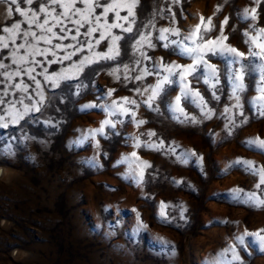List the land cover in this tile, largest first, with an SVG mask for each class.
I'll use <instances>...</instances> for the list:
<instances>
[{
    "label": "rangeland",
    "instance_id": "374dc122",
    "mask_svg": "<svg viewBox=\"0 0 264 264\" xmlns=\"http://www.w3.org/2000/svg\"><path fill=\"white\" fill-rule=\"evenodd\" d=\"M142 5L143 14H138V24L146 23L154 13H158L155 16L156 28L179 27L182 34L194 28L202 15L205 21L213 17L216 31L211 35L214 37L219 34L220 22L228 16L229 23L225 27L228 43L246 53L251 46L244 43L246 37L242 33L247 30L248 23L238 18V11L254 6L253 0H227V3L225 0H181L179 5L173 4L172 0H142ZM217 5L222 6L219 12H216ZM8 7L13 8L11 16L7 14ZM36 7V4H21L25 11ZM54 7L57 12L62 11L58 6ZM77 7L83 5L77 4ZM169 8L175 13V25H172ZM258 11V26L264 27V2ZM96 12L99 14L102 9L98 8ZM125 14L121 12V15ZM112 18L110 13L109 22ZM43 19L41 14L40 20ZM15 23H20L22 29L28 28L25 18L15 12L14 5L0 3V29ZM65 24L73 28L71 23L65 21ZM32 30L39 33L35 25H32ZM53 31L60 33L59 27ZM80 31L84 32L85 28ZM113 31L125 37L128 35L118 29ZM145 31H151L153 38L157 35L155 29ZM74 34L73 30L68 35ZM0 35L7 36L2 31ZM95 35L98 37L99 33ZM6 42L9 48L0 49V59L11 65L10 54L15 45L8 40ZM23 42L18 36L16 45ZM53 43L75 42L53 39ZM156 43L154 49H143L152 59L142 60L139 66L134 63L139 55L133 56L131 47L127 48V54L122 57L123 63L130 67L127 80L120 61L89 65L79 79L62 81L59 88L46 83L43 75L36 76L52 105L42 113H30L18 125L0 129V169L4 170L0 172V264H217V261L226 264L231 260V253L224 257L220 254L235 243L237 235L245 229L253 232L264 229V208L238 202L231 191L239 188L244 192H256L264 198V185L256 187L259 183L257 175L241 165L230 167L237 159L264 166V153L247 146L250 139H264V117L259 116L247 102L258 93L250 88L242 96L248 123L241 124L243 117L235 115V126H230V133L226 127L229 121L222 115L223 109L234 103L226 81L221 85L220 100L209 103L216 113L211 119L203 118L194 107H187V111L197 116L199 122L195 124L173 119L163 104L160 105V113L154 112L142 103L148 93L141 95L135 89L155 84L157 77L148 75L139 81L134 77L140 75L144 68L151 69L160 57L165 62L192 63L191 59L161 47L162 42ZM105 45L106 42L102 43L96 50L105 51ZM40 47L48 45L41 42ZM23 52L20 50V54ZM57 55L63 56L64 53L57 51ZM86 55H90L87 50L77 53L72 61L44 66L49 73L71 69L73 62ZM35 59L44 61L45 57L37 56ZM47 59L53 57L49 55ZM211 63L223 67L215 57ZM118 65L119 80L109 75ZM36 72H42V68L37 67ZM22 79L32 84L27 76ZM254 79L259 80V73ZM79 83L86 87L77 95L76 85ZM193 84L206 98L210 97L206 86L195 81ZM4 86L0 83V91ZM109 89H115L110 98L107 96ZM30 94L33 100L39 99L32 89ZM177 94L178 90L172 91L171 97ZM120 97L137 100L139 108L126 106L133 107L136 118L147 123L137 127L130 116L118 114L108 117L106 111L99 107H85L88 104H111V100ZM7 99L15 97L10 95ZM25 103L29 101L25 100ZM17 107L23 110L22 106ZM49 119L54 124L58 123V127L46 124ZM105 119L123 123H118L114 130L106 129V137L98 135L95 138L100 142L99 150L95 140L74 143L87 130L98 128ZM149 131H154L156 136L149 137ZM113 132L119 135H113ZM136 137H140L142 142L163 140L164 147L159 151L143 146L136 148ZM184 150L203 156V165L197 163L195 157L188 163L181 162ZM133 151L141 161L152 165L146 169L148 182L143 185H137L130 178L129 162L120 163L124 157H131ZM93 157H98L102 167L86 163ZM174 180L182 183H173ZM161 201L171 205L167 209V220L160 216ZM180 206L187 209L183 219ZM133 209L140 213L143 223L148 226L139 233ZM160 238L170 242L169 248L174 250V254L161 246ZM248 251L251 255L240 251L243 264H264V254L254 247Z\"/></svg>",
    "mask_w": 264,
    "mask_h": 264
},
{
    "label": "snow or ice",
    "instance_id": "6c2138e0",
    "mask_svg": "<svg viewBox=\"0 0 264 264\" xmlns=\"http://www.w3.org/2000/svg\"><path fill=\"white\" fill-rule=\"evenodd\" d=\"M180 2L181 0H172V3L176 5H179ZM262 2L264 0H253L254 6L245 7L238 11V18L248 23L247 30L242 33L246 37L244 43L251 45L246 53L228 43L229 36L225 34V27L229 23L228 16H225L224 20L220 22L219 34L213 37L211 33L216 31L213 17H208L207 21H205L202 15L199 18L200 22L189 30L187 34H182L181 29L174 26L156 28L155 16L158 13H154L152 18L146 23L141 22L138 24V14H143L142 0H0V3L14 5L15 12L24 17L25 22L28 24L27 29H22L20 23L0 29V31L7 34V36L0 35V49L9 48V43L6 40L15 45V49L10 54L11 65L5 64L0 59V78H2L0 83L5 84L3 90L0 91V129L6 130L10 126L18 125L30 113H42L47 107L52 105V100L45 94L41 81L36 78L37 75H43L46 83L53 88H59L62 81L79 79L80 74L89 65L100 63L101 61H120L123 63L122 57L127 54L126 50L128 47L133 50V56L139 55V58L134 61L135 65L139 66L142 60L152 59L143 49L145 47L156 48V42H162L160 44L161 47L170 49L172 54L191 59L192 63L165 62L164 58L160 57L159 60L154 61L151 69H142L140 75L134 77L135 80H142L148 75L157 77L155 84H149L143 89H135L141 95L148 93L146 99L142 101L147 108L160 113V105L163 104L166 110L171 113L172 118L181 123L195 124L199 122L196 115L187 111V107H194L199 110L203 118L211 119L216 113L214 108L209 107V103L211 100H220L219 93L223 92L221 85L226 81L231 89L230 99L234 100V103L231 106H226L222 113L229 121V124L226 125L229 128V133L231 132L230 126H235V115L243 117L240 121L241 124L248 123L243 111L244 104L241 101L242 96L250 88L256 91L258 95L249 98L247 102L259 116L264 117V27L258 26L260 19L258 10ZM22 3L28 6L36 4L37 7L35 9L29 8L28 11H25L21 8ZM225 3H227V0H225ZM77 4H82L83 7H77ZM54 6H58L62 11L57 12ZM221 7V5H217L216 12H219ZM98 8L102 9L99 14L96 12ZM122 11L126 14L121 15ZM168 11L171 13L172 25H175V13L172 12L171 8ZM216 12H214L213 16H215ZM12 13L13 8L8 7V16H11ZM110 13L113 16L111 22L108 20ZM41 14L44 16L43 21L40 20ZM65 21L71 23L73 28H68ZM32 25L39 29V33L32 30ZM57 27H59L60 33H63V35L53 31ZM81 28H85V31L81 32ZM116 29L120 33L128 34L127 37L113 31ZM145 29H155L157 33L155 38H153L151 31H145ZM73 30L75 34L69 36L68 34L72 33ZM96 33H99L98 37L95 35ZM18 36L24 42L16 45ZM53 39H70L75 43L54 44ZM41 42L48 45V47L41 48ZM104 42H106V50L97 51L96 49ZM20 50H24L23 54H20ZM85 50L90 55L82 56L78 61L73 62L71 69H62L59 72L49 73L47 67L44 66L45 64L62 63L65 60L72 61V58L77 53H83ZM57 51L63 52L64 55L58 56ZM49 55L53 59L48 60L47 57ZM37 56H43L45 60L35 59ZM213 57L219 59L223 67H218L215 63H211ZM13 66L15 67L13 68ZM37 67L42 68V72L37 73ZM10 68H12L11 71L8 70ZM123 69L125 73L124 79L127 80L129 79L127 75L130 71L129 64L123 63ZM119 71L120 67L118 65L109 75H114L119 80L120 76L117 74ZM257 73H259L258 81L254 79ZM23 76H27L35 87L33 88L32 84L25 83L22 79ZM17 78H20L18 82H16ZM193 81L206 86L205 90L210 93V97L206 98L200 89L194 86ZM84 87L86 86L83 83L76 85V94L79 95ZM30 89L39 99L33 100ZM10 90L15 91L10 92ZM176 90H178V94L172 98L171 92ZM114 92L115 89H109L107 96L109 98L112 97ZM10 95L14 96L15 99H7ZM25 100H28L29 103H25ZM5 105L7 107H4ZM17 105L22 106L23 110L21 111ZM126 105H132L135 108L140 107L137 100L130 97L113 99L111 104H88L85 107H99L106 111L108 117L118 114L130 116L137 127L147 123L146 120L137 119L134 108ZM234 109L238 110V112L234 113ZM45 123L50 127H58V123L54 124L51 119L45 121ZM118 123H123V121L117 120L114 122L112 119H105L98 128L87 130L74 143L83 144L90 139L95 140L98 135L106 137V129L114 130L117 128ZM112 134L119 135L118 132H113ZM147 135L154 137L156 133L149 131ZM25 138L27 139L28 137ZM135 141L134 147L136 148L143 146L159 151L164 147L163 140L158 143L142 142L140 137H136ZM95 146L98 150L100 149L99 140H95ZM247 146L264 153V139L260 137L248 140ZM171 150L175 151V149ZM102 154L106 155V153ZM192 157H195L196 162L201 166L203 165L204 157L198 156L195 151L184 150L180 159L181 162L188 163ZM131 158H135V160H131ZM123 162L130 163L129 176L135 180L137 185H143L148 182L145 178L146 169L152 167L148 161H141L137 153L133 151L131 157L126 156L120 161V163ZM86 163L95 167H102L98 157H93ZM132 164H135V167H131ZM235 165H241L247 171L259 177L257 188L264 185V166H257L253 161L242 159H237L230 167ZM173 183H182V181L174 180ZM231 191L238 202H246L253 207L264 208V198L259 197L256 192H244L243 189L239 188ZM169 207L171 205L161 201V218L168 219L167 209ZM180 207L181 218L183 219V213L187 209L183 208V206ZM132 211L136 212L137 233L141 230H146L148 226L143 223L140 213L136 209ZM160 242L163 248L169 249L174 254V250L169 248V241L160 238ZM253 247L256 251L264 254V229H258L254 232L245 229L243 233L235 237V243L225 249L220 256L224 257L230 252L231 260L227 261L226 264H243L240 251L242 250L246 254L251 255L248 250ZM217 264H220V262L217 261Z\"/></svg>",
    "mask_w": 264,
    "mask_h": 264
},
{
    "label": "bare ground",
    "instance_id": "6f19581e",
    "mask_svg": "<svg viewBox=\"0 0 264 264\" xmlns=\"http://www.w3.org/2000/svg\"><path fill=\"white\" fill-rule=\"evenodd\" d=\"M0 172H1V173H3V172H4V170L0 169ZM5 173H6V172H5Z\"/></svg>",
    "mask_w": 264,
    "mask_h": 264
}]
</instances>
